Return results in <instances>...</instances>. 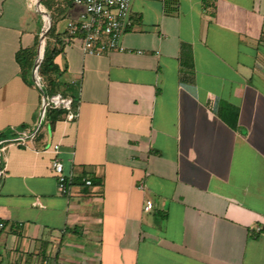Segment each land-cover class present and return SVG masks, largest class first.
<instances>
[{
	"label": "crops",
	"instance_id": "obj_1",
	"mask_svg": "<svg viewBox=\"0 0 264 264\" xmlns=\"http://www.w3.org/2000/svg\"><path fill=\"white\" fill-rule=\"evenodd\" d=\"M46 6L0 0V264H264V0H132L123 51L52 38L55 122L17 56L83 7Z\"/></svg>",
	"mask_w": 264,
	"mask_h": 264
},
{
	"label": "built area",
	"instance_id": "obj_2",
	"mask_svg": "<svg viewBox=\"0 0 264 264\" xmlns=\"http://www.w3.org/2000/svg\"><path fill=\"white\" fill-rule=\"evenodd\" d=\"M74 4L81 5L83 11L80 18L72 20L68 24L69 35L65 38L71 42L81 34V47L87 54H104L111 50H126L121 43L125 31L131 24L132 0H72ZM142 52V50H138ZM63 107L67 109V119L73 120L78 117V109L72 107V99L64 98L61 95H53L45 99V106ZM59 144L54 146L58 152ZM52 167L57 173L58 190L61 194L67 195L71 188V177L64 171V163L56 156L52 161ZM87 185L92 184L91 179L85 180ZM144 183L139 185L144 188ZM152 199H147L145 210L153 208ZM6 227V221L0 218V231ZM47 261L45 260V263Z\"/></svg>",
	"mask_w": 264,
	"mask_h": 264
},
{
	"label": "trees",
	"instance_id": "obj_3",
	"mask_svg": "<svg viewBox=\"0 0 264 264\" xmlns=\"http://www.w3.org/2000/svg\"><path fill=\"white\" fill-rule=\"evenodd\" d=\"M56 26L55 22L53 21V24L50 28V30L47 33V39L46 43L43 49V58L41 61V64L39 66V74L42 76V80L44 83L43 92L46 95L52 96L55 93H58L60 91L61 86L63 83L56 78V74L60 72L59 66L55 61L56 55L60 52L59 45L52 44V38H55L56 41H62L64 38H66L69 35V31L67 29L65 35H57L55 33ZM18 59L20 63L26 68L32 69L35 64V60L37 58V48L32 49H22L18 53ZM68 89H73V87L70 84H66ZM77 95H74V98H72V107L77 108ZM67 113V109L63 107H49L47 108L46 116L51 120L52 122L57 121L62 116H64ZM233 115H226L224 111L222 112L223 117L232 124L233 127H237L238 125V110L234 108Z\"/></svg>",
	"mask_w": 264,
	"mask_h": 264
},
{
	"label": "water",
	"instance_id": "obj_4",
	"mask_svg": "<svg viewBox=\"0 0 264 264\" xmlns=\"http://www.w3.org/2000/svg\"><path fill=\"white\" fill-rule=\"evenodd\" d=\"M39 6H41V0H38V7ZM40 11H42L44 14H47L49 16V13L46 10H40ZM51 26H52V20L50 18L49 22L47 23L46 29L43 33L42 41L45 40V37H46L48 31L50 30ZM41 48H42V50L44 49V42H42V44L40 45L39 51H38V56H37L35 66H34L33 77H34L35 81L40 85L41 89H43L42 84H41L40 79H39V74H38L39 73V66H40L42 58H43V54L41 53Z\"/></svg>",
	"mask_w": 264,
	"mask_h": 264
},
{
	"label": "rangeland",
	"instance_id": "obj_5",
	"mask_svg": "<svg viewBox=\"0 0 264 264\" xmlns=\"http://www.w3.org/2000/svg\"><path fill=\"white\" fill-rule=\"evenodd\" d=\"M42 3H43L44 8H45L46 10H48V9H47V6H46L47 0H42Z\"/></svg>",
	"mask_w": 264,
	"mask_h": 264
},
{
	"label": "bare ground",
	"instance_id": "obj_6",
	"mask_svg": "<svg viewBox=\"0 0 264 264\" xmlns=\"http://www.w3.org/2000/svg\"><path fill=\"white\" fill-rule=\"evenodd\" d=\"M47 17H48V15L47 14H45ZM41 53L43 54V50H42V48H41Z\"/></svg>",
	"mask_w": 264,
	"mask_h": 264
}]
</instances>
